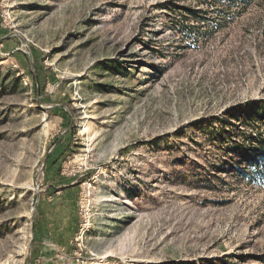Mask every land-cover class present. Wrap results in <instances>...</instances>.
<instances>
[{
	"label": "rangeland",
	"instance_id": "1",
	"mask_svg": "<svg viewBox=\"0 0 264 264\" xmlns=\"http://www.w3.org/2000/svg\"><path fill=\"white\" fill-rule=\"evenodd\" d=\"M0 35V264H264V0H0Z\"/></svg>",
	"mask_w": 264,
	"mask_h": 264
},
{
	"label": "trees",
	"instance_id": "2",
	"mask_svg": "<svg viewBox=\"0 0 264 264\" xmlns=\"http://www.w3.org/2000/svg\"><path fill=\"white\" fill-rule=\"evenodd\" d=\"M256 143L259 145L260 149L256 151L255 157L252 159L251 167L253 169L254 176H259L261 180H264V134L260 133L258 138H256ZM239 159H243L242 155H239ZM260 262L264 263V259Z\"/></svg>",
	"mask_w": 264,
	"mask_h": 264
},
{
	"label": "water",
	"instance_id": "3",
	"mask_svg": "<svg viewBox=\"0 0 264 264\" xmlns=\"http://www.w3.org/2000/svg\"><path fill=\"white\" fill-rule=\"evenodd\" d=\"M0 38H9V36H7V37H3V36L0 35ZM47 162H48V157L46 158V160H45V162H44L43 170H42V171H44ZM35 209H36V207H35ZM34 217H35V214L33 215V224H32V242H31V246H32V243H33V239H34V237H35ZM29 260H30V258L28 259V262H29Z\"/></svg>",
	"mask_w": 264,
	"mask_h": 264
}]
</instances>
